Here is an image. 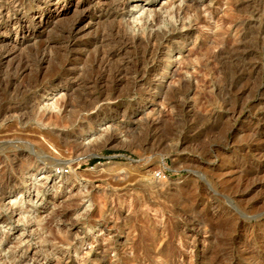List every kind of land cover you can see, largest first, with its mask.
Masks as SVG:
<instances>
[{"label":"rangeland","instance_id":"obj_1","mask_svg":"<svg viewBox=\"0 0 264 264\" xmlns=\"http://www.w3.org/2000/svg\"><path fill=\"white\" fill-rule=\"evenodd\" d=\"M62 1L0 68V264H264V0H125L74 40Z\"/></svg>","mask_w":264,"mask_h":264},{"label":"bare ground","instance_id":"obj_2","mask_svg":"<svg viewBox=\"0 0 264 264\" xmlns=\"http://www.w3.org/2000/svg\"><path fill=\"white\" fill-rule=\"evenodd\" d=\"M237 1V0H236ZM247 1V0H246ZM249 1V0H248ZM253 1V0H252ZM250 0V2H252ZM49 0H34L31 2V0H0V68L3 67H9V66H16L15 68H18L21 73H24L26 71V68L23 66L19 68V64L16 62V59L19 58V55L24 51L25 45L27 42L31 41L32 38H36L40 34H42L45 31V28L52 22L54 19H59L63 15V11L68 8L69 3H66L62 0H56L53 3V11H49L47 9V3ZM81 2V3H80ZM242 3L244 1H241ZM80 3V4H78ZM215 3V2H214ZM240 3V1H239ZM247 3V2H246ZM245 3L243 6H248ZM236 4V3H235ZM241 4V3H240ZM252 4V3H251ZM70 5V4H69ZM237 5V4H236ZM250 5V4H249ZM127 6L125 0H116L115 4L113 6L108 5V0H78L76 4V8H81L80 12L81 14L75 18L71 24V27L68 31L69 37H71L73 40L79 37V34L82 32L83 28L88 25V22H86L87 18L90 17L91 11H95L98 9V11H102L105 9L106 11H109L110 18L112 17L115 21H117L118 25L123 26V24L118 20V17L121 15L120 11L121 9L125 8ZM201 6V5H200ZM205 5H202V7ZM241 6V7H243ZM206 7V6H205ZM204 7V8H205ZM253 7V6H252ZM188 8V7H187ZM216 8V7H215ZM257 8V7H256ZM63 9V11H62ZM208 9V8H205ZM203 9V10H205ZM212 9V8H211ZM187 10V9H186ZM210 10V9H208ZM235 11V10H234ZM29 12V13H28ZM168 12V11H167ZM202 12V11H201ZM104 13V12H103ZM106 13V12H105ZM131 13V11L129 12ZM204 13V12H203ZM210 13V12H208ZM90 14V15H89ZM102 15V13H101ZM170 15V14H169ZM168 15V16H169ZM206 15V14H205ZM220 15V14H218ZM133 16V15H132ZM185 16V15H184ZM98 17V16H96ZM149 17V14L146 16H143V14H138L133 16L131 19L132 21L129 24V27H132L136 25L138 22L141 21V19L144 18V20H147ZM188 17V16H187ZM206 17V16H204ZM214 17V16H213ZM103 18V17H102ZM107 18V17H105ZM172 15L166 18L161 19V24H173ZM216 18V17H215ZM220 18V16L218 17ZM234 18V17H233ZM232 18V19H233ZM100 19V18H99ZM206 19V18H205ZM205 19H200L201 21ZM208 19V16H207ZM236 19V18H235ZM199 20V19H198ZM222 20V19H220ZM197 21V20H196ZM208 21V20H207ZM211 21V20H210ZM215 21V20H214ZM219 21V20H218ZM146 22V21H144ZM159 22V21H158ZM198 22V21H197ZM205 22V21H204ZM202 22L200 26L204 23ZM91 23V22H90ZM199 23V22H198ZM221 23V22H220ZM208 24V23H207ZM210 24V23H209ZM214 24V23H213ZM139 25V24H138ZM137 25V26H138ZM215 25V24H214ZM219 25V24H218ZM229 25V24H228ZM124 27V26H123ZM142 27V24H141ZM146 27V26H145ZM210 27V26H207ZM125 28V27H124ZM212 28V27H211ZM226 28V27H225ZM133 29V28H132ZM144 29V27L141 28V30ZM215 29V28H214ZM213 31V30H212ZM67 35V34H66ZM3 36V38H2ZM159 36H162L164 38V34H160L159 32H154L153 34L149 35L147 37V41L149 43H155ZM169 37V36H168ZM64 38V37H63ZM62 38V39H63ZM140 37H138L139 39ZM167 38V37H165ZM171 36L169 37V39ZM128 42V41H127ZM232 42V41H231ZM241 42V40L239 41ZM238 42V43H239ZM263 42V41H262ZM74 44V42H73ZM70 43V45H73ZM213 44V43H212ZM69 45V46H70ZM49 47V46H48ZM236 46L235 48H237ZM240 47V46H239ZM238 47V48H239ZM42 48V47H41ZM214 49V48H213ZM217 49V48H216ZM257 49V48H256ZM49 50V49H48ZM71 50V49H70ZM238 50V49H236ZM243 50V49H242ZM50 51V50H49ZM251 51V50H250ZM43 52V50H42ZM222 52V51H221ZM66 53V52H65ZM154 53V52H153ZM201 53V52H200ZM198 53V54H200ZM215 53V52H214ZM238 53V52H237ZM245 53V51H244ZM45 54V53H43ZM48 54V53H47ZM202 54V53H201ZM224 54V53H223ZM26 55V54H25ZM46 55V54H45ZM203 55V54H202ZM212 55V54H211ZM219 55V54H218ZM217 56V55H216ZM215 56V57H216ZM249 56V55H248ZM253 56V55H252ZM18 57V58H17ZM45 57V56H44ZM43 57V58H44ZM103 57V56H102ZM214 57V58H215ZM221 57V56H220ZM43 58L41 59L43 61ZM225 59V58H224ZM257 60V59H256ZM20 61V59H19ZM27 63V62H26ZM106 63V62H105ZM213 67V66H212ZM19 70H12L15 73L19 72ZM203 70V69H202ZM215 70V69H214ZM257 70V69H256ZM2 71H4L2 69ZM10 71V70H9ZM141 71V70H140ZM8 72V71H7ZM13 72V74H14ZM74 72V71H73ZM6 73V72H5ZM10 73V72H9ZM143 74V73H142ZM4 75V74H3ZM64 76V75H63ZM215 78V77H214ZM4 82V81H3ZM38 82V81H37ZM65 82V81H64ZM66 83V82H65ZM16 84V83H15ZM59 84V83H58ZM62 84V83H61ZM78 85L75 82L70 84H65V87L68 91V93H72L75 90V86ZM150 86V85H149ZM236 92V91H235ZM234 92V93H235ZM247 96V95H246ZM258 96V95H257ZM37 110H45L48 108H54L55 105L52 104H43L41 105L36 104L35 105ZM241 109V108H240ZM41 112V111H39ZM244 174V173H243ZM223 175V174H222ZM259 176V175H258ZM30 184L35 185L38 183V180L32 179V176L29 177ZM256 179V178H255ZM238 182V181H237ZM18 196V195H17ZM18 198H15L13 202H16ZM20 199V198H19ZM1 236V235H0ZM193 253V252H192ZM193 257V256H192ZM191 257V258H192ZM9 258V257H8ZM187 258V257H186ZM183 259V258H182ZM193 259V258H192ZM184 260V259H183ZM189 260V258L187 259ZM191 260V259H190ZM184 262V261H183ZM219 263V262H218ZM190 264V262H189Z\"/></svg>","mask_w":264,"mask_h":264},{"label":"built area","instance_id":"obj_3","mask_svg":"<svg viewBox=\"0 0 264 264\" xmlns=\"http://www.w3.org/2000/svg\"><path fill=\"white\" fill-rule=\"evenodd\" d=\"M156 175L157 176H164V177L166 176L165 173H161V172H157Z\"/></svg>","mask_w":264,"mask_h":264}]
</instances>
